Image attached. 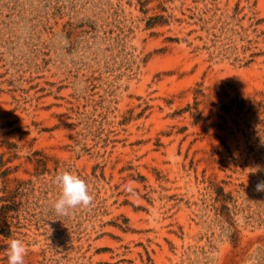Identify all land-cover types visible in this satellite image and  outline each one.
Instances as JSON below:
<instances>
[{
	"label": "rangeland",
	"instance_id": "374dc122",
	"mask_svg": "<svg viewBox=\"0 0 264 264\" xmlns=\"http://www.w3.org/2000/svg\"><path fill=\"white\" fill-rule=\"evenodd\" d=\"M262 179L264 0H0V264H264Z\"/></svg>",
	"mask_w": 264,
	"mask_h": 264
},
{
	"label": "clouds",
	"instance_id": "9594fccd",
	"mask_svg": "<svg viewBox=\"0 0 264 264\" xmlns=\"http://www.w3.org/2000/svg\"><path fill=\"white\" fill-rule=\"evenodd\" d=\"M55 183L60 187V195L52 206L55 215L65 216L78 207L90 209L94 206V198L87 183L78 175L68 171L62 172L56 176ZM255 190L264 192V179L256 184ZM26 253L24 241L12 239L7 253L8 264H24Z\"/></svg>",
	"mask_w": 264,
	"mask_h": 264
}]
</instances>
